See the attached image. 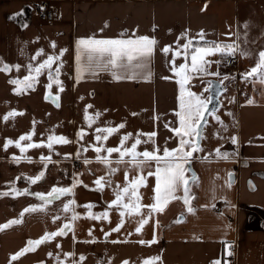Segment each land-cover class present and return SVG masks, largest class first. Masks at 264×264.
Returning a JSON list of instances; mask_svg holds the SVG:
<instances>
[{
	"label": "crops",
	"instance_id": "crops-1",
	"mask_svg": "<svg viewBox=\"0 0 264 264\" xmlns=\"http://www.w3.org/2000/svg\"><path fill=\"white\" fill-rule=\"evenodd\" d=\"M231 1L233 0H50L55 20L43 21L38 16L37 0H0V57L6 62L24 65L29 56L39 48L51 53L52 41L57 45L56 51L60 48L68 49L63 57L65 67L61 78L65 90L60 93V107H56L51 99H45L46 89L43 85L47 82L46 75L41 76L35 90L17 95L13 92L14 85L9 83V79L17 75L22 78L25 71L22 69L19 74L15 70L7 74L0 72V191L6 190L7 183L18 175L37 174L42 169V164L38 162L40 156L49 154L47 148L29 149L26 155L31 156L34 162L22 159L17 163L12 157L20 156L21 153L14 145L5 150L3 144L6 139L16 140L29 132L35 120L34 142L41 139L46 141L48 130L52 128L56 135H64L75 141V133L84 124L83 109L87 104L93 105L90 112L99 110L103 113L96 126H103L105 121H112L114 124L126 121L125 128L109 138L108 146H116L125 132L154 130L157 131V143L162 145L172 135L164 124L173 120L172 112L177 108L178 86L174 80L164 79L172 73L161 49L165 45H174L177 37L185 30H190L193 34L203 30L210 40L234 41L237 24L235 17L231 18L232 12L229 14ZM21 10L23 15H15ZM24 24L28 26L22 27ZM124 30L129 34L136 31L138 35L154 36L158 40L150 67L145 70L151 72L150 78L138 76L135 79L116 80L109 72L102 71L95 77L85 76L76 83L75 41L92 34L113 38ZM25 41L29 43L25 44ZM257 47L259 46L253 45L251 48ZM20 48L24 49L23 54L19 51ZM236 58L237 78L241 81V74L250 70L254 61L246 59L241 63L239 56ZM212 71H216L215 65L212 66ZM219 71L221 78L226 75L223 62ZM197 80L199 79L193 81ZM248 82L251 83L250 87H245L243 91L240 87L237 91L236 102L230 96L223 100L220 97L222 104L219 111L226 106L223 110V115L228 116L224 118L225 123L234 126L239 145L232 144L230 139L223 144L214 145L228 152L236 151L238 147L239 155L224 160L203 152L196 154L197 158L192 161L198 176V183L192 186V193L196 197L192 201L194 213H186L181 204L173 202L165 213L159 217L153 216L140 234L135 232L139 217L126 216L120 232H112L106 241L104 232H108L119 222V211L110 212L109 223L85 218L86 210L79 207L77 211L81 213V218L75 223V235L78 241H84L90 238L89 229H93L92 235L96 238V243L73 245L72 233H69L58 239L63 251H71L74 247L77 256L81 253L86 256L84 264H96L97 259L105 256V253L112 258V264H122L125 259L131 264L138 258L154 255L161 256L158 264H210L216 258L227 259L223 255L222 240H235L236 264H264V86L258 82L254 86L251 81ZM249 99L255 102L249 104ZM12 109L23 115L5 121L3 116ZM228 110L232 113L231 116L227 115ZM132 113L137 115L133 116ZM155 116L160 117L159 121L154 120ZM86 131L88 135L85 139L92 142L94 128H86ZM174 146L175 142H170L169 147ZM78 147L76 143L54 145L52 160L59 163H50L45 178L30 185V188L33 192H46L53 185L67 186L72 182L73 172H79L82 173L79 178L88 188L79 185L75 189L77 203L81 206L93 203L96 205L93 211H103L106 202H110L114 194L111 188H105L103 193L91 190L94 188V180L105 171L100 163L95 162V154L91 150L84 154L93 160L90 165L83 163V157L79 160L74 155L69 159L62 158L65 154H74ZM201 156L209 158L205 160ZM229 171L235 173L230 188L225 186ZM131 175H135V172ZM123 180L122 168L113 177V182L122 184ZM250 180L254 188L249 186ZM154 183V178H149L148 186L140 190L144 204L152 202ZM16 186L29 187L23 177L16 181ZM213 188L216 191L215 201L212 200ZM222 197L226 198L227 204ZM32 203L39 201L31 195L0 197V224L18 218L23 208ZM60 203L49 206L47 213L25 214L21 224L0 231V264H9L11 254L24 247L28 239H37L46 230L54 231L64 223L63 219L52 222V215ZM213 203L215 208L212 207ZM181 211H185L184 219L176 223ZM157 218L160 220L158 228ZM154 235L156 243L151 246L138 243L141 239L152 240ZM114 240L122 242L114 244ZM49 251H58L55 241L26 253L13 264H53V258L47 255Z\"/></svg>",
	"mask_w": 264,
	"mask_h": 264
},
{
	"label": "snow or ice",
	"instance_id": "snow-or-ice-1",
	"mask_svg": "<svg viewBox=\"0 0 264 264\" xmlns=\"http://www.w3.org/2000/svg\"><path fill=\"white\" fill-rule=\"evenodd\" d=\"M15 15H23L22 10ZM27 26V24L22 25L25 28ZM105 27H107V24ZM248 29L249 24L246 22L244 24L243 40L238 31L235 34L236 40L232 42L210 40L203 30L195 34L191 33L190 30H185L177 37L174 45H165L161 49L166 58V64L169 66V71L172 73L171 76L164 77V79L174 80L178 86L177 108L172 112L173 120L164 124V127L172 135L162 145L157 143V131L154 130L149 132L137 131L135 133L125 132L120 136L119 143L116 146H108L109 138L124 129L126 121L119 124L105 121L103 126H96L103 113L99 110L90 112L89 110L93 108L91 104H87L83 109L84 124L75 133V141L69 140L64 135H56L55 129L52 128L48 130L49 134L46 141L41 139L39 142H34L33 136L36 134L35 125L37 123L35 120H33L32 130L29 132L21 135L16 140L6 139L3 144L5 150L14 145L21 153L20 156L13 155L12 157L17 163L22 159L29 163L34 162L31 156L26 155L29 149L47 148L49 154L40 156L38 162L42 164V169L37 174L32 176L18 175L14 180L7 183L6 190L0 191V197L11 196L15 198L31 195L39 201V203H32L23 208L18 218L0 224V231L21 224L25 214L47 213L49 206L55 205L56 202L61 203L55 214L52 215V222L64 220V223L56 230H46L39 238L28 239L24 247L11 254L9 264L19 261L26 253L36 251L41 245L54 241L58 251H49L47 254L53 258V264H84L86 260L84 254L81 253L77 256L74 247L73 250L64 252L61 243L58 242L59 238L72 233L73 245L76 243H96V238L92 235L93 229H89L90 238L87 240L78 241L75 235V223L81 218V213L77 211L79 207L86 210L85 218L96 221H109V223L111 222L110 212L112 210L119 211V222L114 228L104 232L106 241L112 232H120L126 216L139 217L135 232L140 234L143 227L149 223L153 216L159 217L160 214L165 213L173 202L181 204L186 213H194L195 209L192 206V201L196 197L192 193V186L198 183V176L191 165L192 161L197 158L196 154L205 151L202 145L206 138L205 128L211 118L220 126L215 133L220 139H224L220 133L228 130V126L219 115V107L221 106L219 95L224 91V81L234 77L224 75L221 78L219 71L221 63H230L237 56L252 59L254 66L242 73L241 78L251 81L254 86L257 82L264 86V47L251 48L247 46L249 43ZM101 32H103V29H101ZM24 43L27 44L29 41ZM158 43L154 36L138 35L136 31L129 34L127 30L122 31L117 37L113 38L97 37L95 34L80 37L75 41V81L79 83L85 76L95 77L102 71L109 72L116 80L135 79L138 76H144L145 79H148L151 72H145V70L150 67ZM50 47L53 50L51 53L45 52L43 48L37 49L34 54L29 56L28 62L24 65L20 63L10 64L3 57H0V72L7 74L15 70L19 74L22 69L25 71L26 74L22 78L17 75L15 78L9 79V83L14 85L13 92L17 95L35 90L36 85L40 83L41 76L46 75L47 82L43 85L46 89L45 99H51L56 107H60V93L65 90L64 81L61 78L64 75L65 67L63 57L68 49L60 48L56 51L55 41L50 43ZM19 51L23 54L24 49L20 48ZM169 54H171L170 57ZM216 57H219V59H216ZM213 65L216 66V71H212ZM195 79H199L201 85H203L202 91L199 93L192 90L193 87L197 86L193 84ZM213 90H215V95ZM80 99H83V97H80ZM247 102L252 104L255 101L249 99ZM19 115H23V113L12 109L3 116V119L8 121L9 118L14 119ZM132 115L136 116L137 113H132ZM227 115L231 116L232 113L229 112ZM159 119V116L154 117L156 121H159ZM85 125L88 130L94 128V140L92 142L85 139L88 135ZM229 139L232 144L239 145L237 136L232 135ZM170 142H175V146L169 147ZM70 143H76L79 147L74 154H65L62 157L63 159H69L74 155L77 160L83 157V163L90 165L93 160L84 154L91 150L95 154V162L104 167V174L94 180V188L91 189L101 193L105 188L112 189L114 198L110 202H106L103 211H93L96 207L93 203H86L82 206L77 203L75 189L79 185L88 188V185L83 184V181L79 178L82 175L79 172H73L72 182L67 186L53 185L46 192H33L30 188V185L37 184L45 178L50 163H59V161L52 160L54 145H67ZM141 146H143V150H141ZM55 154L59 155V153ZM238 155V147L233 152L222 151L219 147L215 149V156L218 159L228 160ZM209 156H211V153H209ZM200 158L206 160L209 157L201 156ZM122 168L124 173L123 183L114 184L113 177ZM133 171L135 175H131ZM92 174L95 175V173ZM21 177L29 187L19 188L16 186V181L20 180ZM234 177V172L229 171L227 173L226 187L230 188L232 186ZM149 178H154L155 181L152 188V202L144 204L140 190L148 186ZM249 186L251 188L255 187L251 180ZM215 199L216 191L213 188L212 200L215 201ZM223 199L227 204L226 198ZM212 207L215 208V203L212 204ZM184 216L185 211H181L175 222H182ZM156 227H160L158 218L156 219ZM121 242L112 241L114 244ZM138 243L151 246L156 243V237L154 235L152 240L147 241L141 239ZM221 243L224 245L223 255L231 257L234 254L232 251L233 243L227 240H222ZM160 261L161 256L154 255L143 259L138 258L136 262H131V264H158ZM96 264H112V258L105 253V256L97 259ZM122 264H130V261L125 259ZM210 264H230V261L222 257L211 260Z\"/></svg>",
	"mask_w": 264,
	"mask_h": 264
},
{
	"label": "rangeland",
	"instance_id": "rangeland-1",
	"mask_svg": "<svg viewBox=\"0 0 264 264\" xmlns=\"http://www.w3.org/2000/svg\"><path fill=\"white\" fill-rule=\"evenodd\" d=\"M232 4V8L229 10V14H231V18L235 17L236 19V24H237V32L239 31L241 35V39L243 40L244 38V24L247 22L249 24V29L247 31V37H248V47H253L259 46V47H264V0H233L229 2V4ZM230 4V5H231ZM228 6V5H227ZM225 6V7H227ZM230 18V19H231ZM233 27V26H230ZM236 40V38H234ZM237 62V58H235ZM239 60L241 63L243 61H246L245 58H242L239 56ZM224 67H225V62ZM225 74L229 75L228 72L226 71L225 67ZM230 77H234L232 79L224 81V87L225 90L221 95V99L223 100L227 96L233 97L234 101H237V91L241 87L242 91L247 88L248 86L250 87V82L248 81H243V79L240 81L237 78V73L233 75H229ZM240 77V75H239ZM238 83L239 86H236ZM241 83V86H240ZM194 85H197L193 87V91L199 93L202 91L203 85H201L200 80L193 81ZM240 89V90H241ZM246 98V97H245ZM242 99H244V96H242ZM232 100V98L230 99ZM231 103V102H230ZM225 105L223 106V109L219 111V115L221 116L222 120L225 123V119L228 116L223 115V110L225 109ZM231 110V109H230ZM228 110V112L230 111ZM229 122V120H228ZM228 126L227 132H221L220 135L224 137V139H220L219 136L215 135L217 129H219V125L215 122L214 119H209L208 126L205 128V140L202 142V145L205 149L204 153L208 154L211 153V155H215V149L218 148V146H214L215 143L217 144H223L225 143L226 140L229 139L230 136L235 135L236 136V130L234 126L229 125V123H225ZM231 124L232 120H231Z\"/></svg>",
	"mask_w": 264,
	"mask_h": 264
},
{
	"label": "built area",
	"instance_id": "built-area-1",
	"mask_svg": "<svg viewBox=\"0 0 264 264\" xmlns=\"http://www.w3.org/2000/svg\"><path fill=\"white\" fill-rule=\"evenodd\" d=\"M38 1V16L43 21H54L55 20V11L51 6L50 0H37ZM226 71L229 75L237 73V62L232 60L230 63L225 62ZM237 83V82H236ZM236 86H239L238 83ZM233 243V255L227 257V260L230 261V264H236V241H230Z\"/></svg>",
	"mask_w": 264,
	"mask_h": 264
},
{
	"label": "water",
	"instance_id": "water-1",
	"mask_svg": "<svg viewBox=\"0 0 264 264\" xmlns=\"http://www.w3.org/2000/svg\"><path fill=\"white\" fill-rule=\"evenodd\" d=\"M224 90H225V87H224ZM223 92H224V91H223ZM223 92H221L220 95H219V101H220V104H222V103H221V99H220V97H221V95H222ZM213 94L215 95V90H213ZM214 103H215V100H214ZM210 107H211V106H210ZM220 107H221V106H220ZM220 107H219V109H220ZM191 166H192V165H191ZM192 169L196 172V170L194 169L193 166H192ZM196 174H197V173H196Z\"/></svg>",
	"mask_w": 264,
	"mask_h": 264
}]
</instances>
